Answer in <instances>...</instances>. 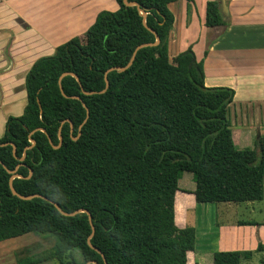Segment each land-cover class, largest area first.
Instances as JSON below:
<instances>
[{
    "label": "trees",
    "instance_id": "obj_1",
    "mask_svg": "<svg viewBox=\"0 0 264 264\" xmlns=\"http://www.w3.org/2000/svg\"><path fill=\"white\" fill-rule=\"evenodd\" d=\"M127 1L146 13L158 46L140 49L126 71L109 73L104 94H83L100 93L109 69L126 67L136 48L155 42L137 8L114 0L117 11L99 13L82 37L31 66L23 114L6 121L0 145L12 144L16 152L10 145L0 147L5 167L0 165V242L30 234L53 240L50 250L16 264L104 262L87 244L86 214L64 217L44 200L12 196L7 171L21 177L12 181L17 194L42 196L67 214L87 211L95 230L90 244L107 264H186L196 233L175 223V194L183 173L192 175L196 204L264 199V142L243 150L233 142L227 108L235 92L207 88L191 49L169 60L174 19L168 6L179 0ZM204 25H229L217 1L206 3ZM65 73L79 81L62 79L67 98L58 86ZM82 104L89 118L78 136L86 117ZM60 128L62 146L54 150L48 138L57 146ZM30 140L35 145L25 151ZM250 256L215 252L212 264H241Z\"/></svg>",
    "mask_w": 264,
    "mask_h": 264
},
{
    "label": "crops",
    "instance_id": "obj_2",
    "mask_svg": "<svg viewBox=\"0 0 264 264\" xmlns=\"http://www.w3.org/2000/svg\"><path fill=\"white\" fill-rule=\"evenodd\" d=\"M212 1L220 4L229 25L205 27L206 3ZM114 4L110 0H0V139L7 119L23 114L24 81L31 66L52 56L61 44L82 37L96 16L106 12L103 9L117 11ZM168 9L174 19L168 36L169 60L191 49L202 64L207 88L235 92L227 116L229 120L232 114L243 132L233 142L236 149H253L254 134L256 142L264 140V0H179ZM246 64L250 70L240 69ZM194 189L180 188L179 181L174 201L177 227H191L196 233L186 264L211 262L215 252L250 253L252 258L251 252L259 247L264 264V204H223L226 211L241 210L249 217L235 219L221 230L209 218L206 205L211 204H196Z\"/></svg>",
    "mask_w": 264,
    "mask_h": 264
},
{
    "label": "rangeland",
    "instance_id": "obj_3",
    "mask_svg": "<svg viewBox=\"0 0 264 264\" xmlns=\"http://www.w3.org/2000/svg\"><path fill=\"white\" fill-rule=\"evenodd\" d=\"M112 6L114 7V1L110 0ZM103 11L111 12V8H105ZM62 45V44H61ZM251 65L246 64L244 68H240L243 70H250ZM229 122L231 125V130L233 133V138H236L240 132H243V129L238 124L239 122L235 120L232 114L229 115ZM255 135L251 138V142L253 146L255 145L256 138ZM264 141V140H263ZM238 150H243V148H237ZM180 188L184 190H191L195 188L194 181L192 179V175L190 173H183L180 180ZM256 205H263L264 201L261 202H253ZM203 206V205H202ZM207 212L209 213V218L215 221L217 228L224 230L229 227L231 221L235 219H246L248 216L247 213L240 211H226V207L223 204H215V205H206ZM240 206V205H239ZM202 207L198 209L201 210ZM194 218V217H193ZM190 220L189 225H193L192 219ZM177 226H180V220L177 219ZM53 246V240L45 237H37L32 234L25 235L23 237H19L16 239H11L0 243V264H16V260L20 258H24L27 256H37L44 251L50 250ZM252 258L248 261H241V264H261L263 259V254L257 251H252ZM206 257H209L208 255ZM79 258V257H78ZM79 260V259H78ZM202 264H212V259L210 261L203 262Z\"/></svg>",
    "mask_w": 264,
    "mask_h": 264
},
{
    "label": "water",
    "instance_id": "obj_4",
    "mask_svg": "<svg viewBox=\"0 0 264 264\" xmlns=\"http://www.w3.org/2000/svg\"><path fill=\"white\" fill-rule=\"evenodd\" d=\"M123 4H124L126 7H136V8H137L139 14L142 16V19H143V21H142L143 26H144L147 30H149V32H151V33L153 34V36H154V38H155V42H154L153 44L141 45V46H139L138 48H136V50L134 51V53H133V55H132L131 60L129 61V63L127 64L126 67H124V68H111V69H109V70L104 74L105 88H104V90H102L100 93H86V92L82 91L84 95L104 94V93L106 92V90L108 89V86H109V84H108V80H107V75H108L109 73H111V72H113V71H117V72H124V71H126L127 69H129V68L132 66V64H133V62H134V60H135L136 53H137L140 49L145 48V47H156V46H158L159 43H160V39H159V37L157 36V34H156L154 31H152V30H150V29L147 28V26H146V16H147V15H146V13H145L143 10H141V9L139 8V5L136 4V3H130V2H128L127 0H123ZM67 76H71V77L75 78V80H76L77 82H79V81H78V78H77L75 75L70 74V73H65V74H62V75L60 76V78H59V80H58V86H59V91H60L61 95H62L64 98H67V97H66V96L64 95V93H63V89H62V86H61V81H62V79H63L64 77H67ZM70 99L80 101V99L77 98V97H72V98H70ZM82 106H83V108H84L85 111H86V117H85V120L83 121V123H82V124L80 125V127H79L78 136H80L81 128L86 124V122H87V120H88V118H89V110L87 109V107H86L84 104H82ZM62 124H64V122H63ZM70 128H71V131H72V125H70ZM36 131H40V132H42V133H45V131L42 130V129H38V130H36ZM36 131H34V132H36ZM60 131H61V128L59 129V132H58V133H59V134H58V140H59V142H58V145H57V146H54V145L52 144L51 140L48 138L49 144H50V146H51L54 150H57V149H59V148L62 146V137H61V135H60ZM34 132H31V133L29 134V136H31ZM73 140L75 141V140H77V138H74ZM29 142H30V144H31V147L27 148L25 151L31 149V148L35 145V143H34L33 140H30ZM8 145H10V146L13 148V155H15L16 149H15V147H14L12 144H4V145H0V147H5V146H8ZM24 157H25V154L23 155V158L21 159V161H23ZM0 165H1L3 168H5V167L2 165L1 162H0ZM17 169H18V167H17ZM7 173L11 176V177H10V180H9V189H10V192H11L12 196H14V197H16V198H18V199H20V200H22V201H30V200H32V199H41V200H44V201L50 203L52 206H54V208L58 211V213H59L60 215L64 216V217H74V216H76V215H78V214H86V216H87V218H88L89 225H90V227H91V234H90V236H89L88 239H87V244H88V246H89L92 250H94L97 254H99V255L101 256V258H102L104 264H107V263H106V260H105V258H104V256L100 253V251L97 250V249H95V248L90 244V240H91V238L93 237V235H94V231H95V230H94V228H93V226H92V220H91L92 218H91V215H90L87 211H84V210H78V211L73 212V213H71V214H67V213L63 212V211H62V210H61V209H60L55 203H53V202H51V201L45 199V198L42 197V196H39V195H32V196H27V197L21 196V195L17 194V192L14 190V188H13V186H12V181H13L14 179H16V178L21 179V177L15 175V171H7ZM31 175H32V172L30 171V172H29V176H28L26 179H29V178L31 177ZM88 264H95V263H88Z\"/></svg>",
    "mask_w": 264,
    "mask_h": 264
}]
</instances>
